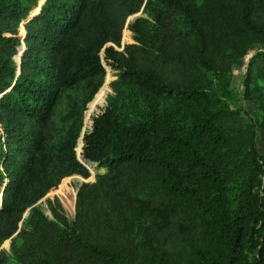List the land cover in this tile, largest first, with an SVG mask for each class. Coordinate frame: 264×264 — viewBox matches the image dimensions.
Returning <instances> with one entry per match:
<instances>
[{
	"label": "trees",
	"instance_id": "1",
	"mask_svg": "<svg viewBox=\"0 0 264 264\" xmlns=\"http://www.w3.org/2000/svg\"><path fill=\"white\" fill-rule=\"evenodd\" d=\"M143 3L0 0V247L9 240L11 252L0 249V264H264V102L258 120L223 99L233 64L264 43V0H149V17L127 22ZM126 22L133 42L118 50ZM103 62L118 71L111 86L142 94L149 117L124 119L104 91L81 160L75 106L47 147L62 91L99 89ZM242 85L246 99L262 93L264 45ZM89 163L106 172L79 186L72 225L56 228L37 208L19 225L63 178L87 177ZM144 210L154 223L137 242Z\"/></svg>",
	"mask_w": 264,
	"mask_h": 264
},
{
	"label": "rangeland",
	"instance_id": "2",
	"mask_svg": "<svg viewBox=\"0 0 264 264\" xmlns=\"http://www.w3.org/2000/svg\"><path fill=\"white\" fill-rule=\"evenodd\" d=\"M148 4L149 0H144L142 8L138 12L131 14L127 18V22H130L139 16L149 17L147 13L148 10L147 8L145 9V6H147ZM134 15L137 16L134 17ZM127 22L125 24L126 28H124L122 33L121 48L119 50H122L125 44L133 42L132 33L127 27ZM22 29L23 26L20 27V34H23ZM262 45H264V43H262ZM262 45L260 43L252 44V47L247 52V54H245L243 58L233 64L231 78L228 85L229 90L228 93L223 97L224 101L228 105H241L245 107V109L253 118H257L258 120L261 118V116L256 115L257 104L259 102H264V88L262 93L258 95L253 94V101L246 99L242 95V78L246 70L248 59L252 56L256 48L262 47ZM22 46L23 42L21 40L19 49H21ZM15 60H18L17 56H15ZM103 63L106 68V73L101 81L99 89L97 88L95 90L93 82H81L77 85L68 87L62 91L50 118L51 124L53 125L54 129L51 137L48 140L47 147L52 148L58 141L61 140L63 134L62 127L65 126L64 117L68 114L70 107L75 106L77 112L76 116H78V122L81 124L80 136L78 138L76 146V155L79 160H81L80 149H78V146L79 144L81 146L82 136L87 133L90 129V117L95 111L96 105L98 103H102H95V101H97V99L104 93V91L106 95L108 94V97L116 101L119 112L124 119L130 121H138L149 117L144 116L146 114L147 104L142 94L132 84H129L127 82H121L118 85V87H120L119 90L115 89V86H111V82L117 79L118 71L116 69H112L105 62ZM101 88V93L96 98L97 92ZM158 102L160 106L163 107L162 110L174 109L175 103L171 99H158ZM160 121L165 125H170L171 118H169V116H161ZM3 139V130L0 127V141L3 142ZM257 148L260 153L264 154L263 126L258 127ZM85 167L89 172V175L87 177L83 176L82 174L74 173L63 178L56 188L50 190L43 197L37 200L33 205L26 209L23 214V219L20 221L19 225L24 224V220L27 218L31 208H37L42 210L44 212V215L55 224L56 228H61L64 221L72 225L75 220L77 211L76 201L79 186L83 182L94 181L97 174H102L106 172L105 168L97 167L96 163L86 164ZM153 223V216L150 213L146 212V210H144L143 223L141 225V228H139V230L137 231V242L141 240L140 238L144 239L147 235L151 233ZM106 240H115L118 243L120 239L118 237L113 239L107 237ZM0 249L11 253L9 240L4 241Z\"/></svg>",
	"mask_w": 264,
	"mask_h": 264
},
{
	"label": "water",
	"instance_id": "3",
	"mask_svg": "<svg viewBox=\"0 0 264 264\" xmlns=\"http://www.w3.org/2000/svg\"><path fill=\"white\" fill-rule=\"evenodd\" d=\"M136 16L137 15H134V17H136ZM23 49H24V44H23L22 48L19 50V53L16 55V56H18V60L16 61L17 64H18V72H19V66H20V61H21V54H22ZM0 197H1V195H0Z\"/></svg>",
	"mask_w": 264,
	"mask_h": 264
},
{
	"label": "built area",
	"instance_id": "4",
	"mask_svg": "<svg viewBox=\"0 0 264 264\" xmlns=\"http://www.w3.org/2000/svg\"><path fill=\"white\" fill-rule=\"evenodd\" d=\"M124 28H126V26ZM116 48L119 50L121 47H116Z\"/></svg>",
	"mask_w": 264,
	"mask_h": 264
}]
</instances>
